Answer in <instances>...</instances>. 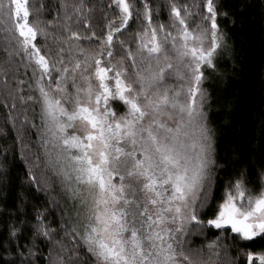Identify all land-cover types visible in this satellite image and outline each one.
<instances>
[{"label":"snow or ice","instance_id":"1","mask_svg":"<svg viewBox=\"0 0 264 264\" xmlns=\"http://www.w3.org/2000/svg\"><path fill=\"white\" fill-rule=\"evenodd\" d=\"M107 7L98 34L86 0H0V135L15 132L27 184L60 209L55 226L37 210L31 244L3 248L0 264H264V251L223 243L264 239V168L258 188L241 171L214 195L204 83L228 14L217 0H167L166 24L153 0Z\"/></svg>","mask_w":264,"mask_h":264},{"label":"trees","instance_id":"2","mask_svg":"<svg viewBox=\"0 0 264 264\" xmlns=\"http://www.w3.org/2000/svg\"><path fill=\"white\" fill-rule=\"evenodd\" d=\"M179 2L184 0H178ZM187 2L191 3L192 0ZM86 3L95 7L91 23L99 34L105 29L104 14L109 19L114 15L113 10L107 7L110 0H86ZM153 3L160 5V15L156 17V22L167 24L168 11L164 7L167 0H153ZM217 3L219 11L228 14L218 17V23L226 34L227 47L217 58L216 70L206 71L208 79L204 83L208 95V124L214 132L218 164L214 195L222 192L224 185L235 179L241 171L246 172L249 186L258 188V174L264 168V2L217 0ZM135 29L136 24H133V28L122 38L128 39ZM85 47L89 45L86 44ZM3 60L4 55L0 53V64ZM3 124L4 116L0 110V125ZM15 136L14 131L8 132L7 136L0 135V160L5 155L4 148L9 149L5 161L8 180L0 185V253L3 248H8L12 254L19 250L17 245L22 248L31 244V224L37 210L43 212L47 209L48 219L53 221L54 226L60 219V209L52 207L45 192L36 191L27 184V169L20 159L21 145L13 143ZM21 220L25 221L23 225L20 224ZM13 224L21 228L15 239L9 237V229ZM217 235V230H206L204 237L193 238L194 246L206 243ZM224 235L226 239L223 243L230 245L232 256L238 250L264 251V239L233 243L232 235ZM36 243L40 244L46 256L47 247L40 241ZM35 264H43V257ZM240 264H246V257L243 255L240 257Z\"/></svg>","mask_w":264,"mask_h":264}]
</instances>
